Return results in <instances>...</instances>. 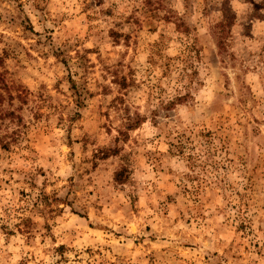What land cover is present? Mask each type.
<instances>
[{"label":"clouds","instance_id":"clouds-1","mask_svg":"<svg viewBox=\"0 0 264 264\" xmlns=\"http://www.w3.org/2000/svg\"><path fill=\"white\" fill-rule=\"evenodd\" d=\"M0 264H264V0H0Z\"/></svg>","mask_w":264,"mask_h":264}]
</instances>
